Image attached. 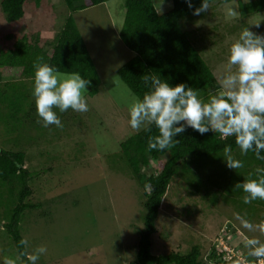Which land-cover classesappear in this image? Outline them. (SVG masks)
Instances as JSON below:
<instances>
[{"label": "rangeland", "instance_id": "rangeland-1", "mask_svg": "<svg viewBox=\"0 0 264 264\" xmlns=\"http://www.w3.org/2000/svg\"><path fill=\"white\" fill-rule=\"evenodd\" d=\"M3 1L0 0V50L13 48L24 36L43 50H51L69 15L64 1H29L24 5V18L17 23L7 22L1 8ZM254 1L242 0L244 4ZM171 3L172 0H155V8L163 14L172 7ZM125 14L124 0L89 6L73 14L101 84L95 97H90L88 90L84 93L87 112L70 111L60 118L62 128L52 125L40 130L42 143L30 150L28 166L40 172L32 183L31 202L41 204L40 209L27 214L22 235L29 241L28 251L47 247V254L38 264H133L135 260L144 228V186L132 176L120 153V145L138 134L128 123V109L137 97L117 73L135 56L119 38ZM181 28L218 81L227 74L230 47L245 28L264 36V11L243 18L237 0L215 2L199 16L192 14L182 20ZM232 71H236L235 67ZM10 81L18 82L19 87L24 82L33 87L34 83L20 81L1 69L0 83ZM6 139L7 133L0 125L1 146ZM43 153L53 155L51 160L43 157L41 162L39 155ZM167 158L153 161L151 168L143 172L158 174ZM222 166H227L226 162ZM223 194L226 199L212 206L194 193L186 178H174L156 221L152 253L185 255L198 246L202 259L215 252L222 260H233V264H256L257 260L248 256L244 242L249 238L264 242V234L248 232L235 217L239 214L259 224L264 221V201L245 204L240 195ZM3 224L0 259L9 257L21 264Z\"/></svg>", "mask_w": 264, "mask_h": 264}, {"label": "trees", "instance_id": "trees-1", "mask_svg": "<svg viewBox=\"0 0 264 264\" xmlns=\"http://www.w3.org/2000/svg\"><path fill=\"white\" fill-rule=\"evenodd\" d=\"M34 0H4L1 8L7 22L17 23L24 18V5ZM40 3L41 0H35ZM69 15L57 34L51 50H43L28 37L19 39L11 49L0 50V70L6 75H13L20 81H34V63H47L55 67L60 74L79 73L89 80L88 94L95 97L101 84L96 65L89 54L84 39L76 25L73 14L89 6L105 4L111 0H63ZM125 20L119 38L123 45L135 56L118 70V77L139 99L143 98L148 87L143 83L145 75H155L175 86L187 83L198 90L207 101L208 97L221 91L217 79L201 54L191 43L187 32L181 28V21L193 14L200 7L202 0H191L193 8L186 0H172V7L163 14L155 8V0H124ZM232 0H209V4L228 3ZM239 2L243 18L254 16L264 11V0L244 4ZM21 83V82H20ZM16 81L0 83V125L7 133V139L0 145V225L21 264L25 258L20 254L26 249L20 244L23 238L22 225L27 214L40 209L39 203L31 202L32 183L39 175L36 169L29 167L30 150L36 149L41 141L40 130L45 129L37 123L33 87L26 82ZM60 118L72 111L59 113ZM31 131L34 135H30ZM159 132L152 126L151 132L141 131L120 145V153L132 176L144 186L143 210L144 228L140 231V240L133 264H233V260H222L213 252V256L202 259L201 249L193 246L189 253L172 252L168 255L152 253V237L156 234V221L159 217L162 201L177 177L186 178L194 193L200 194L207 204L217 206L228 195L245 194L234 189L235 184L245 178H255L258 167L264 168V160H257L253 152L241 155L235 143V137L221 140L218 134L208 132L203 135L191 128L175 137V145L164 151H149L148 139ZM49 141L46 143L49 144ZM9 145L10 148H6ZM225 145H231L232 154L242 160L244 167L239 170L222 166ZM264 154V153H262ZM51 160V156L39 155ZM168 157L158 174L147 175L143 172L151 168V163ZM54 159V158H53ZM45 163V162H43ZM46 172V170H42ZM146 185L150 189H146ZM28 251V250H27ZM255 263H258L257 261Z\"/></svg>", "mask_w": 264, "mask_h": 264}, {"label": "clouds", "instance_id": "clouds-1", "mask_svg": "<svg viewBox=\"0 0 264 264\" xmlns=\"http://www.w3.org/2000/svg\"><path fill=\"white\" fill-rule=\"evenodd\" d=\"M186 2L189 8H193L191 0ZM209 8V0H202L193 14L199 16ZM227 63V74L217 81L222 90L208 97L206 102L198 90L187 83L173 86L155 75L143 77L148 91L142 99L137 98L130 105L128 123L137 133L151 132L152 126H155L159 134L149 137V151H164L173 147L178 142L175 137L191 128L201 135L214 132L221 140L235 137L241 155L253 152L257 160H264V36L245 28L231 45ZM33 67L32 96L37 123H41L42 127H63L56 110L61 114L69 109L78 113L89 110L84 96L89 80L79 73L62 75L47 63L37 62ZM233 67L236 69L234 72ZM222 158L229 169L236 171L244 167L243 161L233 156L231 145H225ZM253 175L255 178H245L234 187L245 194V204L264 201V168L258 167L254 173H249L250 177ZM146 189L150 186L146 185ZM235 218L248 232L264 234V221L254 224L239 214ZM20 244L26 249L20 254L25 258V264H38L41 256L48 251L46 246L27 251V238H22ZM244 247L248 249V256L257 260L256 264H264V242L259 238H249L245 240ZM0 264H17V260L3 257Z\"/></svg>", "mask_w": 264, "mask_h": 264}, {"label": "crops", "instance_id": "crops-1", "mask_svg": "<svg viewBox=\"0 0 264 264\" xmlns=\"http://www.w3.org/2000/svg\"><path fill=\"white\" fill-rule=\"evenodd\" d=\"M256 262V261H255Z\"/></svg>", "mask_w": 264, "mask_h": 264}]
</instances>
